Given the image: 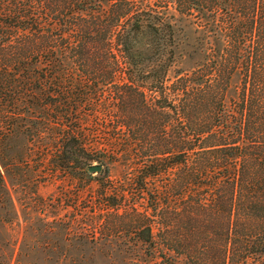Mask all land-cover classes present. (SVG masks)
<instances>
[{"label":"trees","instance_id":"1","mask_svg":"<svg viewBox=\"0 0 264 264\" xmlns=\"http://www.w3.org/2000/svg\"><path fill=\"white\" fill-rule=\"evenodd\" d=\"M15 133L36 176L89 184L67 195L77 264L120 245L125 264H264V0H0V200L10 162L35 186Z\"/></svg>","mask_w":264,"mask_h":264},{"label":"rangeland","instance_id":"2","mask_svg":"<svg viewBox=\"0 0 264 264\" xmlns=\"http://www.w3.org/2000/svg\"><path fill=\"white\" fill-rule=\"evenodd\" d=\"M178 26L181 30L178 32V37L184 40L180 49L182 54H185L191 51V45L195 47V15L182 19ZM180 62V68L183 70L189 69L195 60L191 61L184 57ZM24 150L19 134L15 133L7 140L4 155L8 160L18 162L29 155L27 159L32 173L29 174L28 181L29 185L35 186L24 188L16 186L15 183L20 178V174L15 171L11 162L10 167L7 168V174L2 170L7 192L0 200V264H77L86 247L82 245V241H73L75 237L71 234L78 231L71 232L68 222L73 215H75V221H79L81 218L76 214L79 215L82 209H75L68 196L79 187L89 184H86V180L72 179L70 175L59 170L55 173L43 170L36 176L34 172L41 167L40 161L43 159L39 153L31 152L33 148L30 152ZM46 159L52 161L53 157ZM20 164L22 165L21 162ZM97 164L95 162L92 165ZM97 174L93 173V180L89 181V183L92 182L90 185L93 189L97 187ZM120 176V168L109 166V180L115 181ZM84 197L88 198V195L84 193L81 199ZM41 199L45 202L44 208L41 207ZM80 224L74 225L81 228ZM110 234L119 239L133 235L125 230ZM124 249L122 245L120 247L99 246L96 252L101 254V252L109 251L114 257L111 259V264H125L123 259L125 258L128 263L131 252L124 254ZM143 260L144 263L139 260L141 264H153L150 257H145ZM105 263L106 260L102 257L97 258L96 264Z\"/></svg>","mask_w":264,"mask_h":264},{"label":"water","instance_id":"3","mask_svg":"<svg viewBox=\"0 0 264 264\" xmlns=\"http://www.w3.org/2000/svg\"><path fill=\"white\" fill-rule=\"evenodd\" d=\"M102 169H103V167L102 166H100V165H90V166H88L87 168H86V171L88 172V173H99V172H101L102 171Z\"/></svg>","mask_w":264,"mask_h":264}]
</instances>
